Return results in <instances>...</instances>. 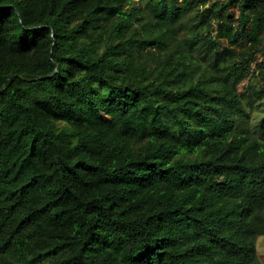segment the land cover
I'll use <instances>...</instances> for the list:
<instances>
[{"label": "trees", "instance_id": "1", "mask_svg": "<svg viewBox=\"0 0 264 264\" xmlns=\"http://www.w3.org/2000/svg\"><path fill=\"white\" fill-rule=\"evenodd\" d=\"M262 81L264 0H0V264H264Z\"/></svg>", "mask_w": 264, "mask_h": 264}, {"label": "rangeland", "instance_id": "2", "mask_svg": "<svg viewBox=\"0 0 264 264\" xmlns=\"http://www.w3.org/2000/svg\"><path fill=\"white\" fill-rule=\"evenodd\" d=\"M255 70L256 69L254 68L251 70V72H254ZM247 82H249V81L246 79L242 83H240V85H239L240 91H242V92L244 91L243 89L247 85ZM261 84L264 85V81H262ZM262 114H264V103L260 104L258 107L255 108L254 117L258 118ZM257 250H258V255H259L260 259L264 263V235L260 236L258 241H257Z\"/></svg>", "mask_w": 264, "mask_h": 264}]
</instances>
